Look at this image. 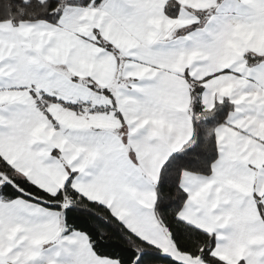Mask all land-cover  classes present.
I'll use <instances>...</instances> for the list:
<instances>
[{"label": "snow or ice", "instance_id": "1", "mask_svg": "<svg viewBox=\"0 0 264 264\" xmlns=\"http://www.w3.org/2000/svg\"><path fill=\"white\" fill-rule=\"evenodd\" d=\"M0 264H264V0H0Z\"/></svg>", "mask_w": 264, "mask_h": 264}]
</instances>
